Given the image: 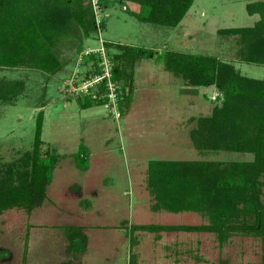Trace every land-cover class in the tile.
I'll use <instances>...</instances> for the list:
<instances>
[{
  "label": "rangeland",
  "instance_id": "374dc122",
  "mask_svg": "<svg viewBox=\"0 0 264 264\" xmlns=\"http://www.w3.org/2000/svg\"><path fill=\"white\" fill-rule=\"evenodd\" d=\"M249 2L195 0L175 28L142 23L134 14L138 5L111 2L100 38L94 32L84 40L83 51H97L102 40L158 55L170 50L212 55L246 77L261 79L264 66L238 61L235 38L217 35L219 29L253 26L258 15L247 14ZM103 52L106 57L118 53L114 47ZM79 55L66 42L61 57L68 64L51 78L37 70L0 69V79L25 82L14 103L0 104V163L31 150L41 110V152L59 155L43 204L31 213L11 209L0 215V264H264V240L252 236L236 235L220 244L204 232L136 231L130 248L126 233L134 225L207 224L193 212L152 211L154 200L146 185L149 161L241 162L253 155L195 150L189 132L196 123L191 119L210 115L219 105V93L214 87L185 84L155 59L137 61L132 100L117 119L105 104L82 109L71 91L83 83L93 61L78 65ZM81 146L88 162L85 171L77 168ZM262 182L264 192V177ZM70 225L82 227L87 236L83 253L67 250Z\"/></svg>",
  "mask_w": 264,
  "mask_h": 264
},
{
  "label": "trees",
  "instance_id": "16d2710c",
  "mask_svg": "<svg viewBox=\"0 0 264 264\" xmlns=\"http://www.w3.org/2000/svg\"><path fill=\"white\" fill-rule=\"evenodd\" d=\"M115 1L138 5L139 10L134 14L142 23L175 28L195 0ZM108 3L111 2L100 0L104 8ZM245 9L249 16L258 15L253 26L219 29L217 35L235 38L238 61L264 66V0H252ZM95 31L91 6L86 0H0V69L37 70L51 78L68 64L61 57L65 43L71 41L80 54L84 40ZM104 45L118 51L112 56V79L127 88L118 103L121 114L132 100L133 69L137 61L155 59L185 84L214 87L219 93V105L212 108L210 115L191 119L196 123L189 132L195 150L253 155V160L241 162L149 161L146 185L154 200L152 211L193 212L203 216L207 224L134 225L126 233L130 248L136 242L133 237L136 231L204 232L215 235L220 244L236 235L264 240V76L246 77L234 65L212 55L173 50L158 55L153 50ZM89 58L96 61L90 56L84 64ZM24 88L23 80L0 79V104L11 105ZM76 98L82 109L105 104L87 96ZM43 121L41 110L36 116L30 151L12 162L0 163V215L11 209L31 213L46 199L59 155L41 152ZM80 149L76 156L77 168L85 171L88 169L86 151L83 146ZM81 229L77 225L66 227L67 250L71 253L86 250L87 236Z\"/></svg>",
  "mask_w": 264,
  "mask_h": 264
},
{
  "label": "built area",
  "instance_id": "2783aa9c",
  "mask_svg": "<svg viewBox=\"0 0 264 264\" xmlns=\"http://www.w3.org/2000/svg\"><path fill=\"white\" fill-rule=\"evenodd\" d=\"M86 1L91 6L96 28L95 32L99 39L100 31L102 30L105 19L108 18V14L106 13L105 8L100 4V0ZM99 42L101 45L97 51H82L80 53L78 65H85V59L90 56L95 57L96 61L93 59L88 60L93 62L89 70L86 71L82 76L83 78L81 81H83V83L75 89L73 86L74 91L72 90L71 92L75 93L74 95L76 97L87 96L90 97L92 101H104L105 105L111 109V113L117 119L119 117L118 103L122 101L123 94L127 93V88H123L118 82L113 81L112 71L114 63L112 56L108 55L106 57V55H103V50H105L107 47L104 45V41L99 40ZM77 72L78 73H76L74 78L75 80L77 79L76 81H78L79 77L81 76L80 71ZM102 87L104 90L101 92L100 88Z\"/></svg>",
  "mask_w": 264,
  "mask_h": 264
},
{
  "label": "crops",
  "instance_id": "0c3cea01",
  "mask_svg": "<svg viewBox=\"0 0 264 264\" xmlns=\"http://www.w3.org/2000/svg\"><path fill=\"white\" fill-rule=\"evenodd\" d=\"M108 1H109V2H113V1H115V0H108ZM130 3H131V2H130ZM135 5H136V4H135ZM137 10H139V7H138V9H137ZM137 10H136V11H137Z\"/></svg>",
  "mask_w": 264,
  "mask_h": 264
}]
</instances>
